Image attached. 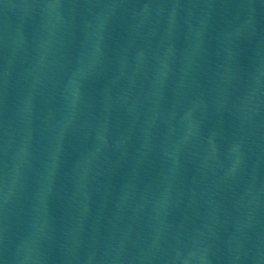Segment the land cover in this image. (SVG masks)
<instances>
[{"label": "water", "instance_id": "water-1", "mask_svg": "<svg viewBox=\"0 0 264 264\" xmlns=\"http://www.w3.org/2000/svg\"><path fill=\"white\" fill-rule=\"evenodd\" d=\"M0 264H264V0H0Z\"/></svg>", "mask_w": 264, "mask_h": 264}]
</instances>
